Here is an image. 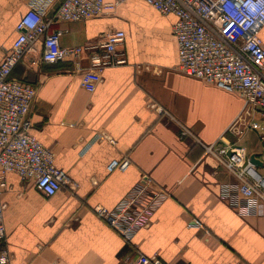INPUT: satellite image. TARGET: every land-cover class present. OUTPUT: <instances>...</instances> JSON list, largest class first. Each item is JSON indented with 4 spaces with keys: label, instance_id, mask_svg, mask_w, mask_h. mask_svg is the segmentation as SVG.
Segmentation results:
<instances>
[{
    "label": "crops",
    "instance_id": "crops-1",
    "mask_svg": "<svg viewBox=\"0 0 264 264\" xmlns=\"http://www.w3.org/2000/svg\"><path fill=\"white\" fill-rule=\"evenodd\" d=\"M27 8V0H0V62ZM174 20L144 0H124L109 14L53 23L64 31L62 46L124 31L126 62L99 69L91 92L80 84L88 52L78 68L72 56L55 63L24 56L14 66L11 75L35 88L29 131L68 179L45 196L32 180L5 175L0 197L10 264H129L138 254H157L164 264H264V201L239 214L236 193L219 194L235 176L204 148L244 147L248 174L264 189V115L257 106V128L227 131L245 103L180 70ZM259 35L264 45V26ZM124 158L125 168L108 169ZM144 183L147 196L157 191L160 198L149 223L126 241L95 207L112 210Z\"/></svg>",
    "mask_w": 264,
    "mask_h": 264
},
{
    "label": "built area",
    "instance_id": "built-area-1",
    "mask_svg": "<svg viewBox=\"0 0 264 264\" xmlns=\"http://www.w3.org/2000/svg\"><path fill=\"white\" fill-rule=\"evenodd\" d=\"M124 0H27L28 8L15 25L17 36L0 62V186L5 175L15 173L34 182L45 196H51L67 182L64 170L54 164L53 151L44 146L30 131L28 112L35 88L14 78V66L24 56H38L41 61L55 63L68 56L75 59L88 52L89 64L81 69L80 84L93 91L98 81L96 72L106 66L126 62L120 49L123 30H110L83 45L62 46L61 28H51L58 21H79L109 14ZM161 14H172L175 20L171 31L176 40L178 65L188 76L221 87L239 95L243 111L227 131L240 135L247 128H257L252 121L253 108L264 107V45L259 31L264 26V0H144ZM152 108L161 112L154 102ZM182 128V134H187ZM211 154L236 178L235 185L223 184L220 197L233 192L239 201V214L252 213L253 206L264 201V189L248 174L245 149L236 144L204 145ZM129 161L112 160L108 169L125 168ZM147 185L139 184L133 193L114 209L96 206V213L128 241L136 230L149 223L160 192L146 195ZM4 202L0 197V264H10L5 247L6 233L2 222ZM193 224L200 227L198 220ZM129 264H164L157 254H138Z\"/></svg>",
    "mask_w": 264,
    "mask_h": 264
},
{
    "label": "water",
    "instance_id": "water-1",
    "mask_svg": "<svg viewBox=\"0 0 264 264\" xmlns=\"http://www.w3.org/2000/svg\"><path fill=\"white\" fill-rule=\"evenodd\" d=\"M260 109H261V113L264 115V107H261ZM256 161L257 160L254 158V156H251L249 158V162H251V163H256Z\"/></svg>",
    "mask_w": 264,
    "mask_h": 264
}]
</instances>
